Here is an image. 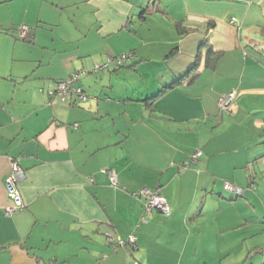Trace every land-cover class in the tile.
I'll list each match as a JSON object with an SVG mask.
<instances>
[{"label": "crops", "instance_id": "obj_1", "mask_svg": "<svg viewBox=\"0 0 264 264\" xmlns=\"http://www.w3.org/2000/svg\"><path fill=\"white\" fill-rule=\"evenodd\" d=\"M51 1L55 13L71 10L61 30L42 0H0V264H212L225 256L247 220L236 213L244 199L224 183H245L264 164V0ZM22 24L24 38L11 30ZM37 43L53 53L31 51ZM210 50L219 53L214 63ZM125 52L133 53L125 63L92 71ZM81 69L75 83L86 99L49 95ZM231 89L233 108L221 111L218 99ZM13 159L26 172L25 207L6 214ZM142 187L170 188L172 212L146 211L145 198L132 194ZM131 234L132 245L117 243ZM233 236L239 245L250 232Z\"/></svg>", "mask_w": 264, "mask_h": 264}, {"label": "built area", "instance_id": "obj_2", "mask_svg": "<svg viewBox=\"0 0 264 264\" xmlns=\"http://www.w3.org/2000/svg\"><path fill=\"white\" fill-rule=\"evenodd\" d=\"M230 22L232 24H237V18L231 17ZM20 36L26 37L29 34V27L26 24H22L19 28ZM133 56L132 52L121 53L116 56H111L105 61L96 62L93 65L92 71H98L100 69H104L109 67L110 63L115 61L117 65H121L127 61L129 57ZM86 73V70H75L72 71L67 77L60 79L57 81V85L55 88L49 89L48 93L50 96H58L61 100H67L69 97H73L76 101L83 100L88 97V93L83 89L82 86L76 84L75 82L80 77V75ZM237 96V90L231 89L230 91L224 93L220 96L218 100L219 108L224 110H230L233 106V100ZM77 125V123H75ZM202 151H196L191 159L184 163V166H189L192 162H196L198 157L201 155ZM110 181L113 185H118L119 179L117 173L114 169H108ZM26 172L23 167L20 165L17 159H13L11 172L6 178V187L9 194V197L13 201V205L5 208L6 214L13 213L18 208L25 207V203L21 194V190L19 188L20 181L25 177ZM225 187L229 190L235 191L237 193L242 192V187L235 185L230 181H225ZM136 197L143 196L144 206L146 211H150L152 209H157L164 214H170L174 209L175 205V195L172 190L167 187L162 188H149L142 187L137 191H134ZM137 239L136 234H131L127 239L119 238L117 239V243H124L128 240V242L134 243ZM104 256V255H103ZM102 264V263H98Z\"/></svg>", "mask_w": 264, "mask_h": 264}, {"label": "rangeland", "instance_id": "obj_3", "mask_svg": "<svg viewBox=\"0 0 264 264\" xmlns=\"http://www.w3.org/2000/svg\"><path fill=\"white\" fill-rule=\"evenodd\" d=\"M22 1H26V0H22ZM37 2L41 3V0H36ZM43 5H44V9L47 10L48 14L52 13V17H54V20H57V22H59V27H57L58 29H63V27L67 24V23H71V20H69L70 14H71V10H69L70 8L64 7L62 13H55L57 11H53V9L51 8L52 6V1L51 0H42ZM15 9L16 8H20V6L18 7V5H20L17 1V3L15 4ZM52 9V10H51ZM43 13H46L43 10ZM27 25V24H26ZM20 28V27H19ZM19 28H13L11 30L14 31V33H16V35L20 38H23V36H20V30ZM42 31H46V30H42ZM55 33L57 34V30H54ZM51 34V32H50ZM45 36L47 37V41L49 40V32L45 33ZM22 41V40H21ZM42 43V42H41ZM41 43H37L34 45L35 49L31 50L33 52H35L36 54L40 55V54H48V52H51V50L49 48H52V46L50 44H47V46L42 45ZM18 48L17 49H21V51H26L28 49L25 48V46L21 43L18 44ZM0 47L3 48L4 50H6V43L5 41L0 42ZM13 51V48H12ZM53 53V52H51ZM12 61V59H11ZM30 62H37L38 61H34V60H30ZM95 64V63H94ZM262 170L259 171V176L257 174H255L254 172L250 171L249 172V176L250 178L247 177V181L245 183H240V182H235L234 184L237 186H240L242 188H247L248 184L255 190L254 191V195H247V194H241L238 195L239 199H244V201L240 204H237V207L239 208V210L236 211V213L238 215H242L245 216V219L247 220V222H245L246 226H243V228H239L234 230L235 231H243V232H250V236L247 238V242H241L239 241L238 244L239 245H235L234 240L235 238H237L238 236H233L234 232H232V235L229 238V244L227 245L229 250L228 253H224L225 256L223 257H218L216 261H213L214 257H210L211 258V262L212 264H215V262H217V264H264V223L261 222V216L264 217V164H262ZM249 181H252V184H250ZM226 193H232L231 190H225ZM212 207L210 206V203H208V207H207V211L210 210L209 208ZM212 213L213 208L211 209ZM242 220V219H241ZM211 242V241H210ZM209 241H207L208 244H210ZM214 244H217L218 242H220V238L219 239H215L214 240ZM245 245V249H242L243 251H241V246L240 245ZM230 245V246H229ZM249 249V251L247 250ZM212 256L215 254H211Z\"/></svg>", "mask_w": 264, "mask_h": 264}, {"label": "trees", "instance_id": "obj_4", "mask_svg": "<svg viewBox=\"0 0 264 264\" xmlns=\"http://www.w3.org/2000/svg\"><path fill=\"white\" fill-rule=\"evenodd\" d=\"M29 34H30V31H29ZM29 34H28V35H29ZM26 37H27V36H26ZM23 38H24V37H23ZM173 51H174V50H173ZM173 51H171V52H173ZM218 54H219L218 52H216V51L214 52L213 50H210V51H209V56H208V58H207V63H214L215 60H216L217 57H218ZM196 68H197V62H195V63L192 65V67H191V68H190V69H189V70H188L183 76L180 77V79H181V78H184V77H189L191 74L193 75V74H194V71L196 70ZM192 75H191V76H192ZM175 84H176V83H175ZM175 84H174V85H175ZM174 85H171V86L168 87V88H171V87H173ZM168 88H167V89H168ZM165 91H166V89H164L163 91H161L160 94L158 93L159 95H158V94L155 95L154 98L160 96V95L163 94ZM229 91H230V90H229ZM227 92H228V91H227ZM225 93H226V92H225ZM223 94H224V93H223ZM223 94H221V95H223ZM221 95H220V96H221ZM154 98H153V99H154ZM219 98H220V97H219ZM235 99H236V97H235ZM235 99L233 100V105H234ZM218 100H219V99H218ZM232 108H233V106H232ZM232 108H231V109H232ZM231 109H230V110H226V109L222 110V109H220V110H221V111H231ZM201 154H202V153H201ZM108 169H111V168H108ZM108 174H109V172H108ZM109 178H110V177H109ZM251 183H252V181H251ZM224 187H225V185H224ZM225 189H227V188L225 187ZM243 189H244V188H242V192H241V193H237V192L232 191V190H231V192H233L235 195H240V194H243ZM227 190H229V189H227ZM126 242H128V240H127ZM129 243H130L131 245L133 244L132 242H129ZM132 247H133V246H132ZM263 251H264V249H263Z\"/></svg>", "mask_w": 264, "mask_h": 264}]
</instances>
